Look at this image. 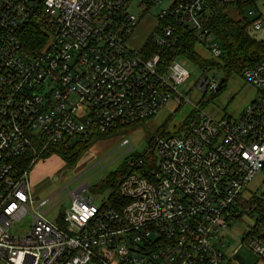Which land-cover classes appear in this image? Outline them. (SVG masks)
Returning <instances> with one entry per match:
<instances>
[{
    "label": "built area",
    "instance_id": "built-area-1",
    "mask_svg": "<svg viewBox=\"0 0 264 264\" xmlns=\"http://www.w3.org/2000/svg\"><path fill=\"white\" fill-rule=\"evenodd\" d=\"M129 1L0 0V264H245L244 244L264 260L258 224L225 253L232 222L263 200L244 192L264 171V55L242 74L259 98L236 118L199 111L197 124L155 138L149 154L129 161L119 205L108 197L96 204L84 181L53 224L42 210L52 197L35 199L31 170L49 145L87 141L152 118L171 100L190 101L178 88L190 77L176 51L183 35L220 60L209 27L219 8L241 6L249 30L264 26L255 0H175L150 37L164 52L148 56L131 45L139 15ZM33 29L43 38L31 43ZM198 87L218 90L215 78ZM27 215L28 231L14 234Z\"/></svg>",
    "mask_w": 264,
    "mask_h": 264
},
{
    "label": "rangeland",
    "instance_id": "rangeland-1",
    "mask_svg": "<svg viewBox=\"0 0 264 264\" xmlns=\"http://www.w3.org/2000/svg\"><path fill=\"white\" fill-rule=\"evenodd\" d=\"M175 0H159L153 7L144 13L145 5L142 0H130L127 11L139 15L137 36L131 45L135 48L145 46L156 25V15L165 8H169ZM257 13L264 20V0H256L254 5ZM231 18L239 20L241 15L236 8L231 7L226 11ZM257 39H264V26L261 30H249ZM196 50L203 58L212 61L207 65V70L189 58H182L180 62L189 70L190 77L179 85L181 94L188 96L190 101L182 104L171 100L167 106L158 111L154 117L141 120L131 125L121 126L108 135H100L88 145V148L73 164H66L59 156L50 155L43 157L31 170L30 182L33 185L32 192L37 201L51 198L50 202L43 206L47 210L45 217L56 224L61 214L65 213L71 205L69 190L76 188L81 182L87 181L86 194L95 197L96 204L100 205L108 197L109 189L104 185L107 176L120 168L129 167V161L139 155L149 154L150 143L158 137L161 130L167 134L176 132L193 114L203 111L209 116L220 119L225 116L238 117L242 111L260 94L257 88L250 84L242 75L233 74L229 77L224 87L214 94L212 91L204 92L198 85L203 78L216 79L217 85L226 75L217 58L197 45ZM128 139L127 145L122 141ZM245 196L261 195L262 204L257 209L244 213L241 219L232 222L229 232L225 237V253L229 254L245 240L247 230L258 224L260 233H264V224L258 222L261 215L264 216V171L257 174L245 190ZM257 206V204H255ZM31 216L27 215L14 223L11 231L21 234L28 231L31 225ZM244 259L245 264H264V260L256 255L246 244L239 252V258Z\"/></svg>",
    "mask_w": 264,
    "mask_h": 264
},
{
    "label": "trees",
    "instance_id": "trees-1",
    "mask_svg": "<svg viewBox=\"0 0 264 264\" xmlns=\"http://www.w3.org/2000/svg\"><path fill=\"white\" fill-rule=\"evenodd\" d=\"M155 1L156 0H142V3L146 7V12L154 5ZM232 7L236 8L238 14L241 15V18L239 20L231 18L230 15L226 12V8H219L218 11L214 15H212L209 20V27L212 32L216 35V38L221 42V46L223 49V54L220 57L221 63H219L218 66L223 69L226 75L224 77L222 85L214 94L219 92L224 87L225 83L227 82L230 76H232L233 74L242 75L243 71L247 67H250L257 63L264 55V39H257L256 37L250 34L248 27L250 20L249 18H246L243 7ZM39 37L43 38L42 32L38 29H33L29 35V41L33 43L34 39H37ZM196 47L197 45L194 40V37H192L190 34H185L182 36V40L180 41V43H178V45L176 46V51L179 55L185 56L190 60H193L201 67L207 66L208 64L212 63V61L207 60L201 55H199L196 50ZM143 50L148 56L154 53L164 52L158 47L154 46L151 40L148 41V43L144 46ZM191 117L192 118L184 122L177 131L187 129L192 125L198 123L197 113L193 114ZM113 130H111L109 133H111ZM109 133L101 135H108ZM164 134L165 130L160 129V133L158 134V136ZM98 136L100 135L95 134L93 137L83 142L66 141L49 145L42 154V158H46L50 155H57L66 164H73L88 148V145L93 142L94 139L98 138ZM154 140H152L150 146L152 145ZM140 156L142 155H139L137 157ZM30 161L31 156H25L24 163L26 164V166L30 164ZM129 169L130 167L127 168L126 166L124 168H120L116 171H113L107 176L104 181V185L109 189L108 199L110 203L115 206L119 205L120 197L118 193V188L120 181L124 174L129 171ZM250 203L257 204V206H255V208L253 209L255 210L258 208L259 205L262 204V200L253 198ZM242 205L244 207L246 206V203H243ZM241 215L242 213H239L238 218H240ZM258 222L264 224L263 215L258 218ZM254 234L264 240V233H260L258 229L254 232ZM247 237H249V235Z\"/></svg>",
    "mask_w": 264,
    "mask_h": 264
},
{
    "label": "water",
    "instance_id": "water-1",
    "mask_svg": "<svg viewBox=\"0 0 264 264\" xmlns=\"http://www.w3.org/2000/svg\"><path fill=\"white\" fill-rule=\"evenodd\" d=\"M224 81V78L223 79H221V81L219 82V84H218V89L220 88V86L222 85V82ZM250 233V231L248 230L247 231V235Z\"/></svg>",
    "mask_w": 264,
    "mask_h": 264
},
{
    "label": "crops",
    "instance_id": "crops-1",
    "mask_svg": "<svg viewBox=\"0 0 264 264\" xmlns=\"http://www.w3.org/2000/svg\"><path fill=\"white\" fill-rule=\"evenodd\" d=\"M138 26H139V24H138ZM138 26H137V28H138ZM136 30H137V29H136ZM135 35H136V33H135ZM135 35L133 36L132 41L137 37V36H135ZM33 188H34V187H33V185H32V189H33ZM246 233H247V231H246ZM246 233H245V234H246ZM240 259L244 261V259H242V257H241ZM244 263H245V261H244Z\"/></svg>",
    "mask_w": 264,
    "mask_h": 264
}]
</instances>
